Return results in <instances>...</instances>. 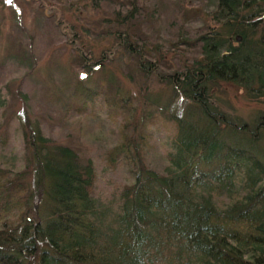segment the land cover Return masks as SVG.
Returning <instances> with one entry per match:
<instances>
[{
  "label": "trees",
  "instance_id": "16d2710c",
  "mask_svg": "<svg viewBox=\"0 0 264 264\" xmlns=\"http://www.w3.org/2000/svg\"><path fill=\"white\" fill-rule=\"evenodd\" d=\"M30 1L49 21L43 46L74 53L61 103H38V122L24 127L30 172L27 164L0 166V264H264V159L256 145L264 110L246 121L212 101L224 83L264 104V0H214L208 24L194 29L184 22V0ZM79 1L85 20L76 16ZM107 38L109 53L119 50L136 76L129 79L136 93L124 102L140 105L148 85L164 78L195 120L171 118L175 133L159 172L145 158L153 102L143 103L140 120L122 119L106 158L135 169L102 231L101 216L111 214L96 209V172L82 136L98 93L85 83L114 58L95 56L91 43ZM105 98L123 104L114 90ZM221 195L226 200L216 202Z\"/></svg>",
  "mask_w": 264,
  "mask_h": 264
},
{
  "label": "rangeland",
  "instance_id": "374dc122",
  "mask_svg": "<svg viewBox=\"0 0 264 264\" xmlns=\"http://www.w3.org/2000/svg\"><path fill=\"white\" fill-rule=\"evenodd\" d=\"M184 2L187 4L182 7L181 13H184L183 19L189 28L194 29L204 23L208 24L207 13L212 10L214 0ZM82 6L83 2L79 1L76 16L85 20L84 12L79 11ZM90 15L95 18L99 16L98 12L94 11ZM46 22L49 21L30 0H0V71L6 80V83L0 82V166L7 169L24 168L27 164L30 166L27 172H30L29 153L22 137L24 127L27 125L33 127L38 122L39 116L34 112L38 103H44L45 100L51 104H60L62 94L65 96L68 92L67 90L64 92L61 83L67 70L66 64L74 52L63 44L49 48L43 46L42 37ZM107 30L108 28L105 32ZM166 36L167 31L160 28L159 39L162 46L171 44L169 39L166 40ZM109 45L108 38L91 43L95 56L103 51V55L107 57L114 55V58L109 64L103 65V70L95 71L85 83L98 93L94 96V107H90L86 113L89 128L82 136L96 172L93 189L96 209L103 210L102 212L107 210L111 214L101 216L98 223L102 231L116 213L115 206L122 184L133 180L129 170L135 169V166H130L126 159L109 164L106 158L107 149L117 139V127L122 119L131 113L140 120L145 106L143 103L146 100L153 102L151 109L156 110L147 127L150 130L147 138L150 148L145 158L148 166L159 172L166 166L165 156L175 133L171 118L179 113L183 117L192 118V122L195 120L193 110L185 104L186 101L173 94L169 85L162 82L164 78L159 77L160 82L153 80L148 85L144 94L146 100H139L140 105L135 104L134 100L124 102L129 95L136 93L133 82L129 80L130 77L135 80L136 76L131 71L132 65L128 58L119 50L109 53L107 50ZM111 50L113 51V48ZM28 62L32 65L29 70L25 68ZM23 75L25 76L21 79ZM105 76L114 82L112 87L111 84L107 86ZM109 89L114 90L121 98L123 103L121 106L119 102L112 104L105 98L110 93ZM213 92L212 101L220 109L242 120L250 121L257 112L264 110V104L249 101L241 89L232 84L222 83ZM258 140L257 149L264 159V131ZM130 153L132 154V149ZM28 186L31 187L30 180ZM241 192L238 189L239 195ZM225 198L221 195L216 202H222V199L225 201Z\"/></svg>",
  "mask_w": 264,
  "mask_h": 264
},
{
  "label": "water",
  "instance_id": "95a60500",
  "mask_svg": "<svg viewBox=\"0 0 264 264\" xmlns=\"http://www.w3.org/2000/svg\"><path fill=\"white\" fill-rule=\"evenodd\" d=\"M239 39V37H237V40Z\"/></svg>",
  "mask_w": 264,
  "mask_h": 264
}]
</instances>
